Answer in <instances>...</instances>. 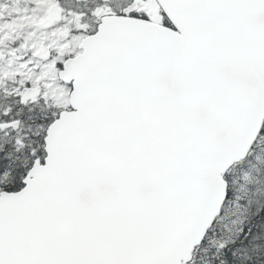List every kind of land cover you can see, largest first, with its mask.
I'll return each mask as SVG.
<instances>
[{
  "label": "snow or ice",
  "instance_id": "obj_1",
  "mask_svg": "<svg viewBox=\"0 0 264 264\" xmlns=\"http://www.w3.org/2000/svg\"><path fill=\"white\" fill-rule=\"evenodd\" d=\"M0 264H264V0H0Z\"/></svg>",
  "mask_w": 264,
  "mask_h": 264
}]
</instances>
